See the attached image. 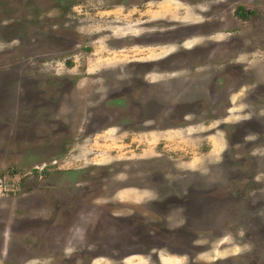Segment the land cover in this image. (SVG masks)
<instances>
[{
    "label": "rangeland",
    "instance_id": "1",
    "mask_svg": "<svg viewBox=\"0 0 264 264\" xmlns=\"http://www.w3.org/2000/svg\"><path fill=\"white\" fill-rule=\"evenodd\" d=\"M0 264H264V0H0Z\"/></svg>",
    "mask_w": 264,
    "mask_h": 264
},
{
    "label": "flooded vegetation",
    "instance_id": "2",
    "mask_svg": "<svg viewBox=\"0 0 264 264\" xmlns=\"http://www.w3.org/2000/svg\"><path fill=\"white\" fill-rule=\"evenodd\" d=\"M64 6H65V4H64ZM43 173V172H42ZM44 174V173H43ZM43 174H42V176H43Z\"/></svg>",
    "mask_w": 264,
    "mask_h": 264
}]
</instances>
